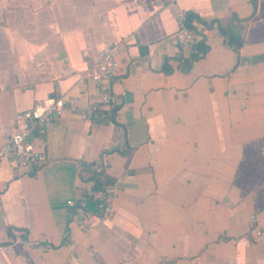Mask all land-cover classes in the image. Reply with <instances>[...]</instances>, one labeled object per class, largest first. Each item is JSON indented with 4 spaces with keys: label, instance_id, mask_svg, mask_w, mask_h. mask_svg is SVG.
Instances as JSON below:
<instances>
[{
    "label": "crops",
    "instance_id": "0c3cea01",
    "mask_svg": "<svg viewBox=\"0 0 264 264\" xmlns=\"http://www.w3.org/2000/svg\"><path fill=\"white\" fill-rule=\"evenodd\" d=\"M109 45L115 111L96 120L89 78ZM49 96L79 103L43 136V166L0 161V264H264V0H0V146ZM90 173L115 197L84 234Z\"/></svg>",
    "mask_w": 264,
    "mask_h": 264
},
{
    "label": "built area",
    "instance_id": "2783aa9c",
    "mask_svg": "<svg viewBox=\"0 0 264 264\" xmlns=\"http://www.w3.org/2000/svg\"><path fill=\"white\" fill-rule=\"evenodd\" d=\"M175 35L179 43L183 45L194 42L195 36L186 26L185 14L178 15ZM117 47V45L107 46L98 63L92 67L89 80L98 94L99 105H90L89 112L96 120H106L108 113L115 106L116 99L111 92V84L119 74V65L115 61ZM87 94L85 87L78 90V95L83 100L87 99ZM66 102H69L72 107L79 103L76 98L67 101L62 97L49 96L39 100L32 107L18 112L14 119L15 132L0 146V161L11 159L16 162L18 168L26 169L43 166L47 161L43 136L48 132L54 121L62 116ZM90 163L96 174H102L100 160H93ZM91 188L87 190V196L97 202L100 213L95 214L78 210L74 222L84 234L110 218L112 202L115 197V190L112 186L97 192H94ZM67 205L72 207L74 203L68 200ZM252 223H256L255 218H252ZM261 232V229H254L256 236H260ZM38 242H45V239L40 238ZM31 244H34V242H30ZM69 246H72V244ZM11 248L12 246L9 244L0 245V252L9 254Z\"/></svg>",
    "mask_w": 264,
    "mask_h": 264
},
{
    "label": "trees",
    "instance_id": "16d2710c",
    "mask_svg": "<svg viewBox=\"0 0 264 264\" xmlns=\"http://www.w3.org/2000/svg\"><path fill=\"white\" fill-rule=\"evenodd\" d=\"M192 16L188 15L186 17V26L188 28H191V23H192ZM208 28H210L211 26L208 25ZM220 33L226 38V40L228 41L229 45L234 48V49H238L239 46L241 45V41L240 38L238 37H234L226 28H219ZM207 48L206 46L203 44V42H199L194 46V51L192 52L191 55V59L197 60L200 58V56H202L205 52H206ZM113 113L115 111V107L113 108ZM88 180L93 181V190L98 191L101 190L103 188V185L108 184L109 182H107L105 179L100 180V177L96 176L94 173H90Z\"/></svg>",
    "mask_w": 264,
    "mask_h": 264
}]
</instances>
